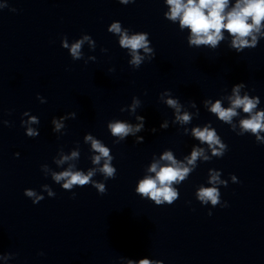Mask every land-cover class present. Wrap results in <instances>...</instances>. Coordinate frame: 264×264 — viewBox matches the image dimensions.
Returning <instances> with one entry per match:
<instances>
[{
	"label": "clouds",
	"instance_id": "9594fccd",
	"mask_svg": "<svg viewBox=\"0 0 264 264\" xmlns=\"http://www.w3.org/2000/svg\"><path fill=\"white\" fill-rule=\"evenodd\" d=\"M129 0H120V3L127 4ZM169 6V12L166 13V17L171 21L179 20L181 29H190L191 35L189 37L190 45H210L215 48L218 43L224 39L223 32L227 31L232 35V46L237 50L243 47L250 46L255 47L257 43L256 34L261 33L262 21H264V0H236L233 7L229 9V0H166ZM13 11H16L13 9ZM109 31L120 35V46L131 50L132 60L130 63L136 68H139L142 60L144 59L139 55L138 50L144 49L146 53H151L152 50L148 47V35L146 33H139L129 36L127 31L121 30L119 23H113ZM251 38L250 40L248 38ZM89 37L84 36L82 40L77 41L70 47V53L73 59H79L81 57V46L85 41H88ZM63 47L68 48L69 45L65 40ZM243 84H237L233 87V95L229 97L231 106L224 108L221 106V102L217 100L211 105L210 111L215 113L221 121L231 123L232 118L238 113L236 109L242 108L245 113L249 114V118L242 119L240 121V127L243 132H251L256 135L257 140H260V132H264V112H254L258 99H250L247 95L241 97L239 95L240 89ZM138 101H134L133 111ZM167 105L175 108L177 111V120L181 123H188L191 119L190 115L185 113L179 114L180 108L176 100L168 99ZM208 103V102H206ZM139 120H143L142 117H137ZM37 122L35 118L29 123ZM56 126V130H59L63 125L53 120ZM142 124L131 125L116 121L110 123L108 127L111 130L113 136L123 139L129 134H135L142 128ZM29 136H35L37 133L32 128H28ZM202 143H207L212 149L214 156H223L222 151H218L215 145H219L221 149L225 148V145L221 144L219 137L214 130H210L208 127L203 129L195 128L192 133ZM86 141H91L92 149L99 155L93 157V163L99 164L101 159H104V165L99 169L105 176V178L114 179L116 176V169L111 166L112 157L110 156L109 149L106 148L100 141L94 139L91 135L86 137ZM78 153L73 151L71 156H63L57 163H63L69 159L76 158ZM210 159L204 155L202 148H194L190 158L187 159L189 165H193V168L186 167L182 163H179L169 152H165L161 157L162 160L169 162L163 166L159 161L151 164L148 169L149 172L155 173V176H145L142 179L135 191L142 197L150 198L155 201L157 205H161L167 202L171 205L178 197V192L173 188L174 183L184 181L189 173L194 170L195 162L198 158ZM95 174V170H90L87 174L81 171H72L71 167L60 173H52L53 179L59 183H63L64 189H72L74 185L85 186L91 181L92 176ZM235 180V177L233 176ZM209 183L214 185L213 187H201L197 192V198L203 204L211 202L213 206L220 204V193L216 185L225 184V181L219 179V173L211 172ZM99 190L100 194L106 193V189L103 184H94ZM47 187V186H45ZM24 195L28 197L35 196L32 190H25ZM55 194L49 191V196ZM75 192H73V198H75ZM37 200L42 197H36ZM221 207H227V204L221 205ZM211 215V211L208 213ZM128 264H135L134 261L129 260ZM139 264H159L158 261H150L148 259H142Z\"/></svg>",
	"mask_w": 264,
	"mask_h": 264
}]
</instances>
